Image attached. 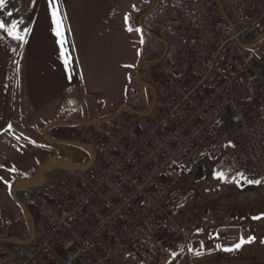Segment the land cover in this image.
I'll return each instance as SVG.
<instances>
[{
  "label": "built area",
  "instance_id": "1",
  "mask_svg": "<svg viewBox=\"0 0 264 264\" xmlns=\"http://www.w3.org/2000/svg\"><path fill=\"white\" fill-rule=\"evenodd\" d=\"M164 1L195 10L183 38L186 66L162 58L171 98L150 115L74 125L73 141L90 152L86 166L63 183L38 178L18 188L33 228L24 240L0 241V264H176L192 262L195 249L213 253L254 236L206 215L185 221L182 184L226 155L264 186V59L249 47L264 36V0H236L230 20L220 0Z\"/></svg>",
  "mask_w": 264,
  "mask_h": 264
},
{
  "label": "crops",
  "instance_id": "2",
  "mask_svg": "<svg viewBox=\"0 0 264 264\" xmlns=\"http://www.w3.org/2000/svg\"><path fill=\"white\" fill-rule=\"evenodd\" d=\"M56 2L63 16V56L48 0H7L0 8V19L5 23L19 20L20 27L31 28L27 43L0 29V211L3 203L15 200L12 190L17 193L21 185L37 178L57 182L59 176L48 172L50 164L55 156L62 155L60 151L67 152V147L76 144L46 142L44 130L48 124L64 121L67 113L71 122H94L131 102L129 88L133 77L137 78L143 51L141 33L135 29L142 28L144 43L152 37L145 26L162 18L155 15L162 4L173 7L180 18L173 23L180 22L179 27H187L195 15L194 8L170 5L164 0H156V4L153 0ZM139 12L140 24L133 19ZM129 23L132 31L128 30ZM69 99L76 103L71 111H67ZM133 104L147 112L139 101ZM47 137L62 138L51 129ZM86 163L83 156L65 161L61 177L65 181L74 167ZM40 166L46 170L40 171Z\"/></svg>",
  "mask_w": 264,
  "mask_h": 264
},
{
  "label": "rangeland",
  "instance_id": "3",
  "mask_svg": "<svg viewBox=\"0 0 264 264\" xmlns=\"http://www.w3.org/2000/svg\"><path fill=\"white\" fill-rule=\"evenodd\" d=\"M226 1L229 8L236 2V0ZM153 2L156 4V0H153ZM162 6L163 8L159 7L162 9L160 13L155 12V15L162 18L154 21L151 26H145L153 27L157 30L160 37L156 38L151 34L152 37L150 36L147 38L148 40L146 39L147 41L145 40V52L143 57L141 56L139 59L138 66L147 58L157 61L149 64L145 62L144 65H141L140 70L137 72L138 77H133V85L129 88L128 95L131 102L127 103L136 108L137 106L133 103L139 101V106L145 107V110H148L156 96L158 104L154 107V112L159 109V104H163L172 96L171 90L161 72L162 58L167 53L169 43L179 40V44H181L188 28V26L179 27L180 22L173 23L176 18L177 21L180 18L177 17L172 6L165 7L164 4ZM230 10L232 13V9ZM141 15L142 13L139 12L138 16L136 15L133 18L139 24L141 23L139 20ZM166 20H169L168 23H164L162 26V21ZM164 39L167 41L165 42L166 44L163 41ZM249 47L264 59V36L250 41ZM142 82H147L151 86L143 85ZM124 114L127 113L123 112L121 116ZM64 120L69 121L65 119V116ZM51 130L54 133L60 134L64 139L78 140L77 129L74 126L63 127L58 125L51 128ZM73 144H76V146L70 145L66 149L67 152L60 151L62 155L55 156L50 164L51 168L48 172L51 175L59 176L56 179V183L64 182L61 175L66 170L65 161L80 156L85 157V161H88L90 158L88 148L81 146L84 148L82 149L79 146L77 147V143ZM29 164L32 165L31 163ZM44 170L46 168L44 169L43 166H40V171ZM219 170L224 171L229 180L237 173L230 166L226 155H222L217 158L207 159L184 180L182 188L186 197V205L183 211L185 221L194 220L202 215H206L211 225L225 224L251 227L256 239L250 244H245L237 251L226 252L219 250L197 256L192 262L183 258L176 264H264V186L248 184L241 180L239 176L236 177L240 181L239 184L217 179L214 173ZM1 208L0 235L14 238L17 241L26 239L33 228L32 218L34 219V215H31L16 200L3 203ZM200 259L202 262H197Z\"/></svg>",
  "mask_w": 264,
  "mask_h": 264
},
{
  "label": "snow or ice",
  "instance_id": "4",
  "mask_svg": "<svg viewBox=\"0 0 264 264\" xmlns=\"http://www.w3.org/2000/svg\"><path fill=\"white\" fill-rule=\"evenodd\" d=\"M34 2H35V0H33V3ZM6 3H7V0H0V8L5 7ZM48 3H49V7L51 9L52 21L56 26L54 29L55 34L58 37H61V48H62L61 54L63 56L64 52L66 51V49L64 48V43H63V36H64L63 16L61 15V13L59 11V5L56 2V0H48ZM133 7H135V5H133ZM8 15H11V13L9 12ZM125 20H126V22H129L130 17L126 16ZM21 22L22 21H19V20H13L10 24H8V23H5L4 20L0 19V29L4 30V32H6L7 35L11 36L13 39L27 43V36L31 32V28L26 27V28L21 29L20 28ZM128 30L129 31L133 30L130 23H129ZM135 30L141 33V43H144L143 36H142V28H136ZM65 63L67 64L68 61L65 60ZM127 67H131V66L129 65ZM217 123H219V122L217 121ZM9 127H11V125H9ZM33 143H35V141H33ZM229 146L235 147V145L231 141H229L228 144L225 145V147H229ZM173 163H175V162H173ZM0 167H3V165H0ZM11 171H16V169L12 168ZM214 175L216 176L217 179L225 180L226 182H235L237 184L240 183V181L236 179L237 176H239L241 180L245 181L248 184H260L262 182L261 180L249 179L243 172H237L236 175L231 177V180H229V178L226 176V174L222 170L216 171L214 173ZM0 180H3V177H0ZM4 183L7 184L8 181L5 180ZM199 231H203V230L200 229ZM255 239H256L255 236H249L247 239H245L244 237H241L239 239V242L234 243L232 246L224 247L222 245H217V249L221 250V251H226V252L237 251V250L241 249L245 244H250V243L254 242ZM202 246L203 245L201 242V247ZM181 251H183V249H181ZM194 254L199 256V255H203V252L200 249H195ZM172 255L176 256L178 254L176 252H173Z\"/></svg>",
  "mask_w": 264,
  "mask_h": 264
},
{
  "label": "water",
  "instance_id": "5",
  "mask_svg": "<svg viewBox=\"0 0 264 264\" xmlns=\"http://www.w3.org/2000/svg\"><path fill=\"white\" fill-rule=\"evenodd\" d=\"M144 65L145 64V61L141 62V64H139L138 66V69L141 67V65ZM148 86H151L150 84H148ZM156 96L155 98L153 99L152 103L150 104L149 106V109L147 112H143L139 109H136L134 108L132 105L130 104H124L123 106H121L113 115L111 116H108V117H105V118H101L100 120H98L99 122H111V121H114L115 119H117L123 112H129V113H132V114H140V115H150L153 110H154V107H155V103H156ZM77 122H70V121H58V122H53V123H50L48 124L46 127H45V130H44V137H45V140L46 142L48 143H70L72 142L71 140L69 139H64V138H55V139H52L50 140L48 137H47V134H48V130L55 127V126H73L75 125ZM85 166L83 165H80V166H77V168H83ZM36 180V179H35ZM34 180V182H35ZM12 195H13V198L16 200V202H18L21 206H23V202L21 201V199L17 196V194L15 193V190H12ZM12 238H8V237H3V236H0V240L1 241H6V240H11Z\"/></svg>",
  "mask_w": 264,
  "mask_h": 264
},
{
  "label": "trees",
  "instance_id": "6",
  "mask_svg": "<svg viewBox=\"0 0 264 264\" xmlns=\"http://www.w3.org/2000/svg\"><path fill=\"white\" fill-rule=\"evenodd\" d=\"M220 3H221V11H222V13L228 18V20H230V16L232 15V13H231V10H230V8H229V6L227 4L228 2L226 0H220ZM168 21L169 20L162 21V23H163L162 26L164 25V23L167 24ZM131 27H132V25H131ZM146 28L156 38L160 37V35L157 32V30H155L153 27L147 26ZM255 39H258V36L255 37ZM164 42H167V41H164ZM168 43H167V45H168ZM179 43H180L179 40H176V41L174 40L171 43H169V46L167 47V53L170 54V55H172V56H174V57H176L183 65H185L184 60H183V56H182L183 55V48H184L183 41L181 42V44H179ZM144 44L145 43H143V51H142V54H141L142 57H143V54L145 52L144 51V48H145V45ZM143 61H145L146 64H149V63H151L153 61H157V60H149L147 58V59H144ZM157 104H158V102L155 103V106ZM159 105H160V107H159V109L157 111L161 110L162 104H159ZM157 111H155V112H157Z\"/></svg>",
  "mask_w": 264,
  "mask_h": 264
}]
</instances>
